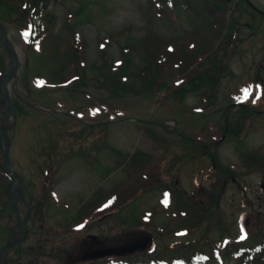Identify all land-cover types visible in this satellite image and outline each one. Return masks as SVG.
<instances>
[{
	"label": "rangeland",
	"instance_id": "374dc122",
	"mask_svg": "<svg viewBox=\"0 0 264 264\" xmlns=\"http://www.w3.org/2000/svg\"><path fill=\"white\" fill-rule=\"evenodd\" d=\"M206 1L192 0L189 3L191 6L189 9L178 7L175 11L176 14L172 13L171 18L167 17V23L163 25L162 21H156L152 17V15H156V12L148 11L150 9L148 0H49L47 5L55 14L56 23L53 28H47V36H43L50 37L43 38L42 41L37 40L33 48L35 51L42 50L44 54L42 56H37L31 48L25 46L24 43L28 42L30 32L23 31L19 26L16 21L18 19L17 13L5 12L0 15L6 38L18 57V74L16 78L7 84V94L16 115L15 127L9 132L8 138L11 144L10 160L23 180V196L26 201H28L27 195L32 190L35 192L39 186L40 181L37 180L38 176L36 175L38 169H50L56 165L54 170L50 172L54 173L53 181H55L56 187L53 190L57 203L49 196L50 198L48 197L47 202L43 204L49 209H54L53 212L55 213L49 216H45V211L39 212L37 210L32 213L29 224V238L26 242L20 244L21 248L25 249H31L37 243L40 244L41 251H35L34 254L30 255L33 259L38 257L39 264H84V262H77L80 253L79 248L77 246L75 248L74 243H69V246L65 243L66 239L73 236L72 233L70 231L64 233L60 226L65 227V225L71 226L74 224L76 220L71 218L75 217L77 210L73 213L70 211L81 207V203L90 201L94 195L97 197L105 189L116 187L118 183L127 179V172L115 165L118 162L116 156L119 153L132 154L138 151L155 155L159 153L160 147L145 138L140 128L152 130L163 140L171 139L173 141L178 140L174 130H183L185 138L186 129H189L188 126L178 125L177 120L180 119H177V117H182L179 113L180 109L174 107L173 114L162 115L163 107L166 104L163 94L161 97L154 96L149 99L137 98L136 96L131 98L128 96L116 97L112 93L117 90L123 93L122 87L117 86L115 90L111 91L103 88L101 79H99L100 75L96 71H89L86 76L84 70L83 78L86 76L85 80L82 79L81 84H75L68 89L59 90L57 87L50 85L41 76L47 77L48 82H58L64 75V66L54 51L58 50L72 56L69 47L72 44L68 43L67 36L69 31H75L79 38H84L86 58H75L73 63L75 66L74 73H82L78 61L83 60L87 65L92 66L96 63L100 64L101 59H99L97 41L105 38L110 33H123L122 38L118 40L120 43L112 41L106 49L111 62L119 59L120 46L129 45L134 48V51L138 50L143 37H153L157 32L161 35V39L169 35L181 38L186 33H193L191 40L196 35L199 43H201L205 39V33L203 32L210 31V28L203 29V31L197 28L202 22L201 18L206 17L209 9H211ZM236 1L225 0V2L220 3V6L233 10ZM247 1L255 6L256 10L243 3L241 10L237 11L236 9L235 12L242 13V19H238L242 24L240 34L241 37H246L249 41L246 42L248 44L238 43L236 45L237 49L231 54L229 77L216 82L212 85V88L207 89L208 91L192 92L191 95L211 93L213 104L218 103V106L225 107V104L237 100L235 98L238 93H241V86L246 83V79L254 77L256 69L252 64L260 60L257 50L259 48L264 49V0ZM74 13H77L78 16L73 17V20H71L72 27H69L66 25L67 16ZM7 14H10L9 19L5 17ZM208 20L210 23L211 18H207ZM259 26L260 28L256 29ZM221 34H225L224 30ZM199 35H202V37ZM194 49L197 50V42ZM138 54L140 56L144 55L135 51V56L131 59L130 71L134 70L132 66L134 62L136 64L141 63V57ZM5 57L6 55L0 48V58L4 60L7 70L8 64H6ZM67 60L70 61L71 57L66 58V62ZM90 69L93 68L90 67L87 70ZM130 78V84L138 82L136 75L132 74ZM189 93L191 92L189 91ZM86 95L91 96V100L94 102L100 100L121 106L117 111L119 117L114 116V118L108 119L101 116L102 112L99 109L87 110L85 105L89 101ZM191 95H187L183 99L185 109L199 104V99L191 97ZM215 96L217 98H214ZM93 98L96 100H93ZM229 107L236 112L231 113L227 109L232 114L233 119L230 138L218 143V157H215V161H218L220 165L240 170V164L246 163V156L240 159V153L247 152L251 145L258 146V136L252 135L249 143L246 142L247 131H238L242 127L241 121H244L241 120V114L243 111H248L246 108ZM103 108L109 110V107L103 106ZM215 108L216 106H214ZM209 117L208 122L210 123L212 121L216 123L224 121L222 114ZM262 119L264 124V117ZM204 120V115H191L186 120V124L191 123L190 128L192 129L189 131H193L196 124L202 126ZM259 120L260 118L255 120L252 130L255 126L260 125H257ZM12 121L13 116H9L6 119V126L11 125ZM99 121L108 123L104 129L103 140L115 151L100 150L101 153L95 158L97 163H89L86 159L91 156L87 155V152L83 149L90 152L91 148H84L82 143L86 141V136L90 135L91 132L97 133ZM237 133L238 137H244L240 145H238L235 137ZM191 137H195L194 133L190 134L189 138L191 139ZM190 139L188 141H191ZM185 144L184 140H180L179 145L181 147ZM187 148L188 152L194 153V146L188 145ZM75 149H79L83 153ZM197 149L198 154L194 155L195 157H192V155L185 156L184 163L181 162L182 158L180 161L181 166L174 171L171 182L186 193L196 190L195 183L203 186L202 190H205L201 198L197 199V203L200 205L199 201L201 200L206 209L202 212V215L196 216L192 220L198 223V228L189 234L180 237L154 234L155 243L159 246V249L170 245L177 246L178 241L185 244L194 240L198 241L199 244H204L206 236L211 235L207 229L210 228L211 232H215V229L211 228L214 224L220 231L218 232L220 235L214 240H220L222 237L227 238V240H238L241 237V225L238 224L240 219L242 223L249 221L248 227L252 231L250 233L251 238L255 242L259 241L262 234H264V194L259 190V181L262 177L261 170H253V173L247 175L240 172L235 173L233 177L226 179L220 189L216 190L214 193L215 200L209 201V194L213 193L214 189L220 184L217 181V176L215 179L213 176L206 178L207 174L209 175V169L213 165L211 162L213 160L212 155L206 151L209 149L202 146H198ZM116 152L115 156L114 153ZM65 155L66 157H64ZM2 163L3 157L0 154V165ZM246 166L249 168L248 163ZM51 173H49V177H51ZM32 181L37 185L32 184ZM243 188L247 193L246 202H249L250 206H247L242 199L241 190ZM160 196L158 194H148L121 213V217L127 218L129 224H125L129 225V230L119 224V219L115 214H110L98 219V223L95 222L92 228L87 227L84 233L88 232V235L96 237L101 236V240L104 242L106 240L105 244L107 245L108 243L116 244V246L130 245L135 240L132 239L134 232L131 225L137 221V213L159 206L158 204L162 201ZM64 204L65 208L70 211H62ZM251 204H253V207ZM19 210L22 215L26 214L23 203H19ZM242 212L245 214L244 218H242ZM69 213L70 215H68ZM258 213L263 216V219L257 217ZM162 217L163 219H158L157 223L164 228L170 221L165 218V215H162ZM117 224L119 226L116 230L114 227ZM9 225L14 227L15 220L13 223L10 222ZM175 227L177 225H172V228ZM110 229L113 232L108 234ZM81 232L75 235L80 238ZM3 237L8 238L5 234ZM110 238L113 241L109 242ZM80 245L82 246L83 243ZM50 252L53 254L57 252V260L53 261L47 257ZM179 254H184V251H180ZM74 257H76L74 262L69 261ZM32 258L26 255L22 259L23 264H29ZM66 260L68 261L64 263ZM59 261L61 262L59 263ZM224 264L238 263L230 258Z\"/></svg>",
	"mask_w": 264,
	"mask_h": 264
},
{
	"label": "trees",
	"instance_id": "16d2710c",
	"mask_svg": "<svg viewBox=\"0 0 264 264\" xmlns=\"http://www.w3.org/2000/svg\"><path fill=\"white\" fill-rule=\"evenodd\" d=\"M49 0H0V15L7 12V13H17L18 14V19L16 20L19 24V26L22 28V30H26L28 29L29 25H34L37 26L40 22H46L47 24L51 23V14L49 12H46V6H47V2ZM172 1V3H171ZM159 0V2L168 5V3H170V9H173L175 7L178 6V2L182 1L183 3L189 5V3L192 1L190 0ZM207 1H212V3H223L225 2V0H207ZM242 3L244 2V0H241ZM171 11V10H170ZM172 12V11H171ZM223 18H227L228 15L227 13V9L223 8ZM6 19L10 18V14L5 15ZM33 26V27H34ZM40 25H38L39 27ZM35 29V27H34ZM34 33H37L38 35H40L41 32L39 31H35ZM158 35H156L154 38H156ZM160 45V39L156 38L154 40V46L157 48ZM122 53L124 55V61L123 64L118 66L116 69H106L108 67L107 63L104 61V64L101 66L100 70H99V79H101V86L109 91L111 90H115L117 86L122 87L123 91L127 92L128 96L133 97L134 94L137 93H144L145 92H140L142 91L137 85L135 84H130V70H131V58L128 55V53L125 52V47L120 46ZM72 55L74 58H77V50L75 48L71 49ZM104 55V52H102ZM104 58V56H102ZM66 58L64 57V69L69 73V74H74V68L71 65V60L66 62ZM72 58V57H71ZM5 66H4V60H2L0 58V77L1 74L4 70ZM157 66L152 67L150 64H148L145 67V71H149L148 73V80L151 81L153 80V76H152V72L153 70H156ZM64 75L61 77V79L59 80V83H64L65 80H67L69 78V76L65 73H63ZM156 74V73H155ZM124 78L128 79L127 81L123 80ZM85 80V79H84ZM117 93H121L118 90L115 91L114 93H112L113 95H118ZM105 126H107L106 124H102L101 126H97V133H95L94 131L89 135L88 141H89V146H98V147H103L104 146V140H103V134H104V129ZM220 170V174L218 175V179L219 180H223V178L226 176V174H224L222 172V170L219 168ZM226 173L231 174L229 171H227ZM37 180L40 181L41 180V175L42 172L40 169H38V172H36ZM43 178V175H42ZM220 182V181H219ZM34 185H37L36 183H33ZM220 185H218L215 189L214 192L211 193L212 195H214V193L216 192V190L220 189L222 187V183H219ZM217 185V184H215ZM47 187L45 185H43L42 181L39 182V186L37 188V190L34 192H32L35 200H37V202H41L43 208L45 209L47 206L43 205L47 202L48 196H47ZM49 191V190H48ZM128 193L130 194V192H126L121 194L118 199H117V205L119 206V210L124 209V207H126V205L130 204L133 200L132 195L130 199H127V195ZM7 214H8V204L6 201V193L1 192L0 191V233H7V227L5 226V221L7 218ZM139 219V218H138ZM140 226H146L149 227V223H142ZM259 244H262V241H258ZM262 251L258 254V256L254 255L253 257V261L251 264H264V246H262ZM25 252L28 254H34V252L31 249H25ZM154 260H156V262L158 264H160L161 260H164V258L162 256H155L153 257ZM116 264H134L135 261H133L131 258H125V259H118L116 260ZM11 264H16V262H12ZM170 264V263H169Z\"/></svg>",
	"mask_w": 264,
	"mask_h": 264
},
{
	"label": "water",
	"instance_id": "95a60500",
	"mask_svg": "<svg viewBox=\"0 0 264 264\" xmlns=\"http://www.w3.org/2000/svg\"><path fill=\"white\" fill-rule=\"evenodd\" d=\"M0 43L2 45L3 50L5 51L7 58L9 60L10 63V69H9V73L6 74L5 78H3V82H2V92H3V99H2V103L0 108L3 110V108H6V111L3 112V116L1 119V130H0V151L4 153V157H3V165H2V170L9 174L11 177V191L9 194V203L11 206V210L12 212H14L17 216V229L18 232L20 231L22 236L20 238L19 241H16L15 236H16V232L15 234H13V238L10 242H8L5 246H3L2 248H0V264H1V259L2 257L10 252L15 246L19 245L20 242H22L27 234H28V220H29V212L27 211V215L25 216L24 220L21 221L20 220V216H19V212L17 209L16 204L18 202H25L24 196H23V189H24V185H23V181L22 179L14 172V170L12 169V165L11 162L9 160V149H10V142L8 140L7 137V132L10 129H13L15 127V123H16V115L14 113V109L12 107V105L10 104V99L8 97L7 94V84L9 81H11L12 79L16 78L17 74H18V57L17 54L12 51V48L10 46L9 41L7 40L6 36H5V32L3 27L0 25ZM9 116H13V124L8 127L5 128V123H6V119H8ZM137 248H128V249H107V250H103V251H99L97 253L91 254L90 256L93 257V255H98V256H104V255H111V254H117V255H123L126 252H132Z\"/></svg>",
	"mask_w": 264,
	"mask_h": 264
},
{
	"label": "bare ground",
	"instance_id": "6f19581e",
	"mask_svg": "<svg viewBox=\"0 0 264 264\" xmlns=\"http://www.w3.org/2000/svg\"><path fill=\"white\" fill-rule=\"evenodd\" d=\"M10 46H11V44H10ZM11 48H12V51H14V48L11 46ZM15 52V51H14ZM9 73V72H8ZM7 73V74H8ZM5 76H6V74H5ZM2 77V76H1ZM5 78V77H4ZM21 236H22V234H21V232L19 231L18 233H16V236H15V239H16V241H19L20 240V238H21ZM15 248V250H17L18 249V247H14Z\"/></svg>",
	"mask_w": 264,
	"mask_h": 264
},
{
	"label": "snow or ice",
	"instance_id": "6c2138e0",
	"mask_svg": "<svg viewBox=\"0 0 264 264\" xmlns=\"http://www.w3.org/2000/svg\"><path fill=\"white\" fill-rule=\"evenodd\" d=\"M245 91V95H247V92H248V90L246 89V90H244ZM110 203V202H109ZM244 237L242 236L241 237V239H243Z\"/></svg>",
	"mask_w": 264,
	"mask_h": 264
}]
</instances>
